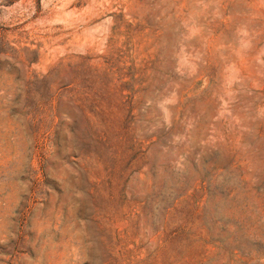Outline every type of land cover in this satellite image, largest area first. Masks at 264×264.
<instances>
[{"label":"rangeland","instance_id":"374dc122","mask_svg":"<svg viewBox=\"0 0 264 264\" xmlns=\"http://www.w3.org/2000/svg\"><path fill=\"white\" fill-rule=\"evenodd\" d=\"M0 264H264V0H0Z\"/></svg>","mask_w":264,"mask_h":264}]
</instances>
